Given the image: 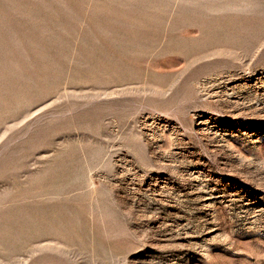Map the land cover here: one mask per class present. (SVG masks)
Instances as JSON below:
<instances>
[{
    "label": "rangeland",
    "instance_id": "rangeland-1",
    "mask_svg": "<svg viewBox=\"0 0 264 264\" xmlns=\"http://www.w3.org/2000/svg\"><path fill=\"white\" fill-rule=\"evenodd\" d=\"M0 264H264V0H0Z\"/></svg>",
    "mask_w": 264,
    "mask_h": 264
}]
</instances>
